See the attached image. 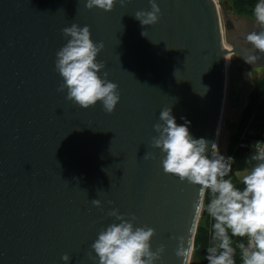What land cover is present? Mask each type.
Wrapping results in <instances>:
<instances>
[{"label": "water", "instance_id": "water-1", "mask_svg": "<svg viewBox=\"0 0 264 264\" xmlns=\"http://www.w3.org/2000/svg\"><path fill=\"white\" fill-rule=\"evenodd\" d=\"M157 3L158 22L141 26L134 14L150 9L149 0L110 11L88 9L85 0H0V264H64L65 253L70 264H93L91 244L115 220L111 208L155 229L153 250L165 248L157 264H180L179 236L194 241L198 186L164 172L153 126L170 106L177 123L191 121L194 137L221 136L228 156L229 127L264 59L245 62L255 51L245 41L255 17L228 1ZM73 23L104 43L97 59L121 96L111 113L59 91L56 52ZM235 80L244 84L236 102Z\"/></svg>", "mask_w": 264, "mask_h": 264}, {"label": "clouds", "instance_id": "clouds-1", "mask_svg": "<svg viewBox=\"0 0 264 264\" xmlns=\"http://www.w3.org/2000/svg\"><path fill=\"white\" fill-rule=\"evenodd\" d=\"M117 2L124 6L127 0H85V7L110 11ZM149 4L150 9L134 14L141 26L159 20L161 8L157 0H149ZM253 16L255 30L245 36L255 50L244 57L248 64L264 59V0H257ZM62 31L67 42L56 52L55 59V70L62 78L59 91L66 90V98L82 108L99 102L106 112H113L121 96L117 83L103 71L104 62L97 59L104 48L103 41L91 38L88 25L73 23ZM181 119L184 122L177 123L172 108L163 107L153 126L157 135L152 137L151 144L160 149L165 173L198 186L199 197L192 202L189 231L197 228L200 217L206 214L209 224L204 259L207 264H264V141L250 146L243 170L234 173L235 158L222 154L218 141L194 137L189 130L191 121ZM151 155L147 152L144 158ZM234 175L239 177L238 183ZM92 203L100 206L101 200L93 199ZM107 215L115 220L101 227L91 244L95 253L90 254L93 264H157L161 260L165 248L161 244L153 250V227L137 224L135 214L129 216L117 208H111ZM177 239L180 264H191L192 238L181 235ZM61 259L70 264L67 253Z\"/></svg>", "mask_w": 264, "mask_h": 264}, {"label": "trees", "instance_id": "trees-1", "mask_svg": "<svg viewBox=\"0 0 264 264\" xmlns=\"http://www.w3.org/2000/svg\"><path fill=\"white\" fill-rule=\"evenodd\" d=\"M256 2L257 0H231V6L235 13L254 17L253 8ZM247 99L248 102L243 108L240 122L238 121L239 130L230 133L228 137V156L234 157L237 161L234 165V173L243 170V161L251 150L250 146L256 141H264V75L248 93ZM233 179L238 183L239 177L237 175H234ZM208 224L209 218L206 214L202 215L198 221L193 241L192 257L201 264H207L204 259V251L208 239L206 231Z\"/></svg>", "mask_w": 264, "mask_h": 264}, {"label": "rangeland", "instance_id": "rangeland-1", "mask_svg": "<svg viewBox=\"0 0 264 264\" xmlns=\"http://www.w3.org/2000/svg\"><path fill=\"white\" fill-rule=\"evenodd\" d=\"M217 1L223 2L225 0H217ZM226 1H228L229 4L231 5V0H226ZM256 70L258 72V79L256 81H253L252 89L256 86L258 81H260L262 79L263 75H264V68H259V69H256ZM243 85L244 84H243V82L241 80H235V81L232 82V85H231V97H232L234 102H236L237 96H238L240 90L242 89ZM247 102H248V99H247V96H246L245 106H246ZM239 122L231 124V126L229 127L230 128V133H235V132H237L239 130ZM225 124H226V122H225V120H223L222 121V125H225ZM263 137H264V133H263ZM220 141H221V136H219V142ZM191 264H201V263L198 260H196L194 257L191 256Z\"/></svg>", "mask_w": 264, "mask_h": 264}]
</instances>
